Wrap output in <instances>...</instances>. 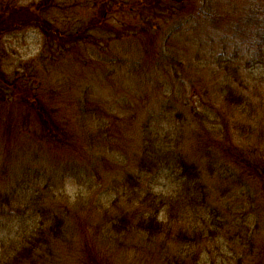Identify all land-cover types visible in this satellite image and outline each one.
Segmentation results:
<instances>
[{
    "label": "rangeland",
    "instance_id": "rangeland-1",
    "mask_svg": "<svg viewBox=\"0 0 264 264\" xmlns=\"http://www.w3.org/2000/svg\"><path fill=\"white\" fill-rule=\"evenodd\" d=\"M38 1L21 0L25 4ZM75 2L79 4L72 9L57 11L61 29H80L93 16L94 0H65L67 6ZM102 2L112 1L97 0ZM261 2L185 0L186 8L175 4L172 17L155 22L152 14L140 15L136 10L108 13L106 22L115 31L95 28L77 45L78 50L72 48L65 55L57 50L45 60L40 31L6 34L1 72L13 83L3 86L9 102L0 98V189H13L25 202L30 197L31 205L57 200L62 206L61 200L68 197L87 205L93 190L94 204L98 199L106 202L104 194L114 183L122 185L130 175L138 174L136 159L143 155L146 129L162 136L173 129L172 137L180 138L192 158L202 163L212 191L211 214L223 219L218 230L221 224L214 225L207 218V224L217 226L219 233L202 245L206 249L202 254L210 257L208 264H259L251 258L264 251V200L254 192L257 187L252 180L217 151L219 145H210L201 124H211L207 128L215 133L219 126L228 127L237 146L264 155V105L248 111L249 119L240 114L241 109L231 110L219 96L225 83L217 70L221 56L236 55L247 71L259 73L264 66V49L256 50L261 41L258 29L264 25ZM95 37L98 42L93 45ZM155 47L158 56L150 53ZM172 58L178 62L176 66ZM174 68L179 79L173 76ZM49 92L54 96L52 106L42 96L50 99ZM25 97L32 101L30 105L23 102ZM41 100L46 108H53L44 115L62 125L64 144L54 141L41 146L39 136L32 134L39 132L32 126L42 113L38 109ZM193 109L208 113L210 119L203 123ZM207 148L217 151L223 163L217 157H202ZM169 175L155 180L158 191L175 187V176ZM251 247L255 254L247 258ZM63 251L64 246L57 253L62 257ZM70 252L78 255L67 247ZM118 252L120 263L151 264L150 259L139 261L134 251L121 247ZM106 257L110 259L111 254L103 255ZM198 264L205 262L200 258Z\"/></svg>",
    "mask_w": 264,
    "mask_h": 264
},
{
    "label": "trees",
    "instance_id": "trees-1",
    "mask_svg": "<svg viewBox=\"0 0 264 264\" xmlns=\"http://www.w3.org/2000/svg\"><path fill=\"white\" fill-rule=\"evenodd\" d=\"M111 1L97 3V0H94L93 16L83 27L76 30L61 29L58 26L60 17L57 11L66 12L78 5V2L67 6L65 0H39L35 4H25L21 0H0L1 100L9 102L3 86L12 81L1 72V46L6 34L26 29L40 31L44 36L45 60L57 50L60 55H65L72 48L78 50L77 45L91 36L90 32L95 28L115 31L114 27L106 22L108 13L136 10L140 15L152 14L155 22L172 17L176 9L175 4L182 8L187 7L185 0ZM259 1H262L264 10V0ZM262 13L264 14V11ZM258 31L261 41L256 50L259 51L264 49L263 24ZM91 41L95 45L98 42L97 37ZM157 48L149 49L150 53L158 56ZM236 57L221 56L217 60V70L225 83L219 90V96L227 107L231 110L241 109L240 114L249 119L248 111L264 105V66L260 67L259 73L247 71L246 66L238 63ZM164 58L169 59L167 56ZM171 62L174 66L178 64L173 58ZM172 72L173 76L179 79V72L175 68ZM42 96L50 106L54 105L51 92L48 93L50 99L43 94ZM23 102L29 105L32 103L27 97ZM40 106L38 109L42 113L36 115V123L32 126L39 132L32 134L39 136L38 142L41 146L54 141L64 144L65 139L60 137L63 130H59L62 125L56 120L53 121V117L44 115L47 111L51 113L53 108H46L43 100L40 101ZM193 112L203 123L210 119L208 113L202 115L196 109H193ZM201 125H205L203 130L208 133L212 142L210 145H219L217 151L222 157L230 158L227 163L239 168L252 180L251 184L257 187L254 192H258L264 200V155L259 156L255 149L248 150L237 146L228 127L219 126L215 133L207 128L211 124ZM173 131L171 129L162 136L157 130L146 129V146L143 155L136 159V165L140 168L138 174L130 175L122 185L119 182H116L118 185L114 183L108 190L109 193L104 194L106 202L98 199L97 204H94L93 190L87 205L72 201L68 196V200H61L62 206L57 200H51L49 203L46 200L39 205H31L30 197L29 201L25 202L20 195H14L13 189H0V215H3L0 218V264H52L54 261L61 264V260L63 264H129L119 261L121 255L118 250L121 247L134 251L139 261L150 259L147 262L151 264H198L200 258L208 264L210 257L202 254V251L206 250L202 245L205 239L208 238L209 241L219 236L218 230L223 227V219L219 220L212 215V191L208 188L202 163L192 158L180 138L172 137ZM216 134L221 135V140ZM92 139L93 137L89 140L91 147ZM217 151L215 153L207 148L202 151V157H217L222 164L223 160L219 158ZM169 172L175 176V187H171L167 192L158 191L153 183L161 176H170ZM242 192L245 193L246 188ZM108 200L110 202L107 205ZM97 217L100 218L96 220ZM208 217L214 225L221 224L220 227L216 226L218 230L207 224ZM226 222L225 224H228L229 219H226ZM240 226L244 227L243 224ZM240 232L243 233L242 229ZM247 236L251 237L249 227ZM63 246L61 257L57 250ZM172 246H180V250H174ZM67 247H70V251H77L78 255L67 253ZM251 250L247 258L255 254L252 247ZM109 253L110 259L103 258V255ZM127 255L133 259L129 252ZM256 255L251 258V262L257 259L259 264H264V251Z\"/></svg>",
    "mask_w": 264,
    "mask_h": 264
}]
</instances>
